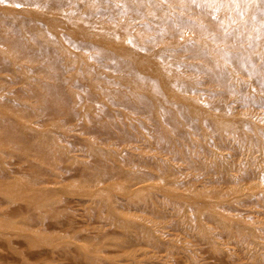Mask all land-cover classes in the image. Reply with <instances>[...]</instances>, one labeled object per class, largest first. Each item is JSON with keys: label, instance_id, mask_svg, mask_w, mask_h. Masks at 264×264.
Masks as SVG:
<instances>
[{"label": "rangeland", "instance_id": "rangeland-1", "mask_svg": "<svg viewBox=\"0 0 264 264\" xmlns=\"http://www.w3.org/2000/svg\"><path fill=\"white\" fill-rule=\"evenodd\" d=\"M215 1L78 0L77 17L64 19L33 0H0L5 10H34L63 25L59 31L35 21L42 29L35 35L60 47L55 64L13 58L0 41L1 62L10 67L0 68V115L15 114L26 132L42 133L46 148L25 156L0 140V264H264V69L252 73L251 60L230 56H254L264 67V42L253 35L264 31V0L248 2L260 7V18L246 12L235 19L233 9L219 8L214 15L229 13L228 25L221 21L215 30L175 20L187 14L202 26L203 14L185 3L210 12ZM155 3L174 6L165 15L171 20L149 17ZM92 14L102 26H129L131 34L114 39L115 46L78 35V17ZM250 17V33L239 29ZM224 25L237 41H215ZM194 43L210 61L194 56L187 45ZM116 48L150 59L164 76L150 68L131 73L126 64L138 62ZM209 62L224 68L231 87L206 69ZM42 65L63 69L76 104L46 111L27 94L41 84L32 69ZM171 76L192 86L164 87L161 77Z\"/></svg>", "mask_w": 264, "mask_h": 264}, {"label": "bare ground", "instance_id": "bare-ground-1", "mask_svg": "<svg viewBox=\"0 0 264 264\" xmlns=\"http://www.w3.org/2000/svg\"><path fill=\"white\" fill-rule=\"evenodd\" d=\"M16 1H20V0H16ZM36 3H41L43 6L47 7L48 11L54 14H59V16L68 18V17H74L77 12L79 11L78 7L83 5L78 3V0H33ZM145 1H150V0H145ZM167 1H171L172 3H175L177 0H167ZM196 1V0H194ZM199 1V0H197ZM215 6L213 7L212 10L214 11H207L205 10V6L202 5L201 6H195L190 2H186V9H194L198 14H203L204 17V22L205 24H198L196 22H192L187 18V14H182L181 17H177L175 20L176 21H180L182 22V24L184 25V27L186 28H190V27H195L197 29H204V27L207 28V31L212 29H216V24H218L221 21H224L225 24L228 25L227 22V18H228V14L229 13H224L223 15L220 14V16L218 17V15H214V12L217 13L219 11V8L222 9L223 11L224 8L227 9V11L229 10V8H231L232 11H234V13L237 12V17L235 14V19L243 16L244 14H246V12L249 13H257V17L260 18V14L262 13V10L260 9V7L256 6L255 4L253 5L252 3H248L249 0H216L215 1ZM126 3H129V1ZM80 4V5H79ZM132 4V3H130ZM77 6V8L75 9H71L69 8V6ZM133 5V4H132ZM155 8H153V12H150V18H153L154 16H158L159 19L161 20H171V19H167L166 18V12H172V10H175L172 5H169L170 7H160V5L158 4H154ZM127 6V5H126ZM135 6V5H133ZM138 8H141L142 10L144 9L142 4H138L136 5ZM128 8H130L129 6H127ZM99 8V7H98ZM135 8V7H132ZM185 8H183V11L186 10ZM95 10H98L97 8ZM102 10V9H101ZM257 10V11H255ZM87 11V10H86ZM226 11V12H227ZM0 41H3L7 47V50H10V52L12 54H15L13 56V58H21V57H28V59H38L41 61H46L49 63H54L58 61V58L60 57V54H58V52L56 50H58L59 52L60 47L57 48H50L48 46H51L53 41L51 40L52 38L47 36V37H38L35 34L37 32L42 31L41 26L38 25L37 23H39L40 21H42L44 23V21L49 25L51 24L52 26L55 27L56 30L59 31H63V25L60 24L59 22H55V21H48L46 20L44 17H42L40 14L36 13L37 11H32V10H27V15H19L17 14V12H15L13 9L8 8V10L4 9V8H0ZM80 12V11H79ZM91 12V11H90ZM93 12V11H92ZM110 11L106 12L107 14ZM15 13V15H14ZM113 13H118V10H113ZM28 15H32V22L30 21V19L27 17ZM92 18L90 19V17H88L89 19H84L82 16L78 17V21L79 23H81L84 27V32H77L78 35H82V36H86L88 38H93L94 40H96L98 43H106L110 46H115L113 44L114 39L119 38V36L128 34H131V28L128 26V28L122 24H113L110 21H107L105 26H102L101 21H99L95 15H89ZM153 16V17H152ZM9 18V22H7L6 18ZM77 17V15H76ZM217 17V18H216ZM234 17V16H233ZM11 18V21H10ZM178 18H180V20H177ZM5 19V20H4ZM155 19V18H154ZM240 19V18H239ZM37 23H36V22ZM13 22V23H12ZM254 22L253 18H247L245 23L242 24H237V26L239 27V29H242L243 31L249 32L250 33V29H248V27L250 25H252ZM11 23V26H10ZM232 23V22H231ZM231 23L229 25H231ZM9 24V27H8ZM262 25L264 27V22L262 21ZM231 26H222L220 28V30H218L219 34L215 35V41H218V38H221L223 40H228V39H232L234 41H237L236 39L232 38L231 35H227L229 33H226L227 28L229 29ZM237 27V28H238ZM103 30H101V29ZM106 29V30H104ZM94 32L96 30H100L102 32H99V34H96V36H91V34H89L88 31H93ZM261 31V30H260ZM74 32V31H73ZM15 33H19L16 36L14 35ZM76 34V33H75ZM38 35V34H37ZM253 35H255L257 37V39L259 38V40L264 42V31L262 30L261 33H254ZM253 35L251 37H253ZM26 39V41L28 39H30V43H32L33 47L35 48V50L33 49V47H29V45H27V43H25L26 41L22 38ZM251 38V39H247V42L249 43L250 46H254L256 44V42H258L259 40ZM47 40V41H46ZM240 40V39H239ZM198 43H194V44H187L189 48H192L193 50V54L194 56L198 57V58H202L204 60H206L207 62L210 61V55L208 54V51L203 48V46H201L202 44H199L198 46L196 45ZM197 46V47H196ZM28 47V48H27ZM234 47V46H233ZM125 48H128L127 46H125ZM117 50L120 49V53L123 55V57H125L124 55H126L127 57L130 58V61H135L138 62L136 65H131L129 63H127L126 65L128 66V70L133 73V72H140L139 70L141 69H153L155 70L153 73H159L160 69L157 68L153 61H151L150 59H146L144 60L142 57H140L139 55L134 54V52L129 53L127 51V49H121V48H116ZM205 49V50H204ZM6 51V50H5ZM218 52L223 53L224 55V51L217 49ZM2 52V51H0ZM22 53H25L26 55H23ZM117 53V52H116ZM23 56H22V55ZM118 54V53H117ZM232 58H244L246 57L247 60H251V67L247 66L248 70H251L252 73H263L264 67L262 66H256V62L257 60L253 61V57L254 56H244V55H239V54H231L230 55ZM126 58V57H125ZM261 58L263 60L264 58V52H262L261 54ZM2 56L0 55V68L4 69V70H8L9 65H7L6 63L1 62L2 61ZM134 59V60H133ZM21 61V60H19ZM141 61V62H140ZM235 61V60H234ZM124 65V64H123ZM125 67V65H124ZM60 70H58L56 67H44V65H42L41 67L32 69V73L35 74L42 82L41 84H38L36 88H32L29 90V93L27 94H31L37 98H39L41 100L42 106L43 108L45 107L46 111L47 109L50 111H56V112H60L63 111V109L65 107H68L70 104H76L77 101V93L76 91H73L72 88L68 89L65 85V80L63 78L64 74H63V69L61 67H59ZM126 68V67H125ZM262 68V69H261ZM206 69L210 70L213 72L215 79L221 83H223V85H225L226 87L229 86L227 85V80L229 78V75L227 74V72H225L224 68L220 65H210V62L207 63L206 65ZM243 70H246L245 68H243ZM160 75H162L161 73H159ZM164 76V75H162ZM163 80V85L164 87L168 88V89H186L188 90L192 85H184L183 83H181L180 81H175L173 76L169 77V78H164L161 77ZM48 79V80H46ZM166 79V80H165ZM53 81L50 83V81ZM262 81H264V78L262 77ZM47 82V83H46ZM75 84L78 86L80 84V81H77V79L74 80ZM176 87V88H174ZM231 87V86H229ZM228 87V88H229ZM171 92H173L171 90ZM124 98L122 99H126L129 100V93L128 95L126 94L125 96H123ZM149 98L146 97V102H149ZM5 108L4 103L2 102V100L0 99V113L1 110L3 111V109ZM30 109V108H29ZM28 109H26L27 111ZM7 113V112H6ZM5 112L3 114H6ZM14 117L15 114H6L5 117L3 118V115H0V140L5 142H12L14 143L17 148L20 146L23 149L24 155L26 156L28 154V152L30 150H32V147H36V149H46L44 146V136L42 133H32V132H26V130L24 129V126L20 123H16V121H14ZM28 128V127H27ZM37 143H41L40 146H36ZM243 158V156H242ZM228 171V170H227ZM229 174V172H228ZM0 175H3V169L0 168ZM146 188V187H145ZM144 187H139L136 191L141 192V190L143 191L145 189ZM18 192L20 191L19 189H17ZM15 191L13 190L12 192H10L11 194H13Z\"/></svg>", "mask_w": 264, "mask_h": 264}]
</instances>
